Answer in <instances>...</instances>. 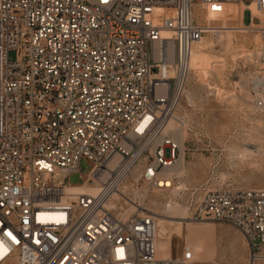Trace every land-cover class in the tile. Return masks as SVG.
<instances>
[{
  "label": "built area",
  "instance_id": "2783aa9c",
  "mask_svg": "<svg viewBox=\"0 0 264 264\" xmlns=\"http://www.w3.org/2000/svg\"><path fill=\"white\" fill-rule=\"evenodd\" d=\"M241 3L0 0V264H185L161 255L142 196L163 191L181 157L166 130L173 120L186 128L180 113L194 109L193 48L229 29L200 24L198 8L213 22ZM246 13L231 29L258 38L246 77L251 112L264 116V23ZM82 160L91 171L81 186L94 195L69 184ZM190 192L191 222L237 228L264 263V189Z\"/></svg>",
  "mask_w": 264,
  "mask_h": 264
},
{
  "label": "rangeland",
  "instance_id": "374dc122",
  "mask_svg": "<svg viewBox=\"0 0 264 264\" xmlns=\"http://www.w3.org/2000/svg\"><path fill=\"white\" fill-rule=\"evenodd\" d=\"M252 1L254 0H243V4L248 5ZM198 9L202 10L200 7ZM203 13L206 14V11ZM207 15V18H200V24L238 28L241 25L242 8L240 4L228 6L225 16L219 21L212 22L215 15ZM244 16L245 23H248L249 14ZM256 18L258 22L260 16ZM234 31L230 30L228 33L233 35L234 49L238 56L251 54L258 38ZM214 42L213 57H222L223 47L217 44V40ZM217 64L212 67L206 58L201 63L199 73L211 87L217 86L231 94V97L227 100L220 96L218 98L209 91L208 86L193 82L190 76L187 89L193 92L194 109L180 113V117H184L187 123L183 146L186 175L177 179L180 182L175 185L178 189L177 196L161 192L160 197H156L153 191L146 201L158 220L162 218L160 215L165 217L163 209L170 200L172 204L175 202L187 208L188 220L184 221L186 227L173 226L162 236L163 246L168 253L172 252L174 256L182 258L185 264H264L254 257L249 242L237 228L212 221L193 223L189 220L193 214L190 208L191 190L200 191L197 195L199 200L207 191L223 187L233 190L264 189V116L251 112L254 99L252 92L247 89L246 74L250 72L248 57L235 62L231 57H225ZM237 83L239 86H236ZM186 101L190 102L188 99ZM183 103L185 105V101ZM247 150L255 152L248 153ZM79 170L80 173L70 176L71 186L83 184L81 176H86L91 171L88 161L82 160Z\"/></svg>",
  "mask_w": 264,
  "mask_h": 264
},
{
  "label": "bare ground",
  "instance_id": "6f19581e",
  "mask_svg": "<svg viewBox=\"0 0 264 264\" xmlns=\"http://www.w3.org/2000/svg\"><path fill=\"white\" fill-rule=\"evenodd\" d=\"M240 6L242 8L243 17H244V14H243L244 10L250 11V12L253 13L254 16H256V17L260 16V19H262L261 21L264 23V14H260V13H258L256 11V3H255V1H252L248 5H245V4L241 3ZM197 14L203 16L204 18H207V16H208L207 14L203 13L202 11H198ZM242 15H241V17H242ZM230 30L234 31L235 29H231L229 27V29L217 40V44L219 43L223 47V51H221V52H223V55H221L222 57H213V53H214L213 52L214 51L213 48H215V42H214V39L212 37H207L206 39L203 40V42H201L200 44L196 45L193 48V51H192V54H191V58H190V63H189L190 64V75H189V78L191 76V79L193 80V82H200L202 85L204 84V85L208 86L209 87V91L215 93V95H217L218 98L221 97V99L224 98L225 100L230 98L231 94H228L227 91L222 90V89H220L219 87H217L215 85H214L215 87H211V85H209L207 83V81L199 73V68L201 67V63L203 62V60L206 59V58L209 59L212 67H216L218 65L217 63L221 62V60H223V58H225V57H231L234 62L237 59H240V58H242V60L247 59V57L249 56V55H247V53L240 54L239 56L236 53L237 50L235 51V49H234L235 40L233 38V35H230V33H228ZM162 37L165 40H170V35L167 32H163L162 33ZM235 38H236V36H235ZM255 41H256V45L258 46L259 45L258 40L256 39ZM173 53H174L173 46L171 45V43H169L168 46H167V49H166V53H165V56L167 57L168 60H171L173 58ZM241 55H243V56L241 57ZM156 56L157 57L161 56L159 49L157 50ZM241 76H243V75H241ZM237 85L239 86L238 83L236 84V86ZM192 91H193V89H192ZM240 91H241V88H240ZM157 92H158L157 93L158 97L163 96L165 94V86L164 87H160V89H158ZM192 94H193V92L191 93L188 89L185 92V98L190 100V102H188L189 104H194L193 103V101H194L193 97L194 96ZM234 94L236 95V93H234ZM234 94H233V99H234ZM184 130H185L184 125H181V123H179L176 120L171 121L169 123L168 127H167L166 132L169 135L173 136V138L180 143L181 148H182V152H181V157H180L177 165L174 168H172L170 170H166V171L163 172L162 176L165 179L166 183H163V187H164L163 191L162 190L154 191V195L156 197H160V193L161 192H169L173 197L177 196L178 189L175 187V185L173 186L172 181H173V179H180V178H182V177H184L186 175V165H185L184 153H183ZM246 152L254 153L255 151L247 150ZM256 152H257V150H256ZM182 186L180 187L181 189H182ZM77 190L80 191V192H86V193H89V194H92V195L97 193V188L94 187V186H91V187H89V186L88 187L87 186H85V187L80 186ZM148 195H149L148 192H144L142 198L143 199H147ZM169 196H168V198H169ZM168 200H170V199H168ZM154 202L155 201H153V203ZM173 203L174 204H172L171 200H170L169 203H167V204L165 203L166 206L163 209L164 210V214H165L164 215L165 219L163 218L162 215H160L162 217L161 220H158V218L156 219V221H158L157 222V231H158V243L157 244H158V247H159V249L161 251V255L170 256V257H173V258H179V257L174 256L172 252L168 253V251L163 246V240L164 239H162V236H163V234L165 233V231L167 229L169 230V228H171L173 226H178V227L182 226L183 227V226H185V222L184 221L188 220L187 219L188 218V210H187V208L179 205L178 203L177 204H175V202H173ZM159 219H160V217H159ZM166 219H168V220L166 221ZM169 220H175V221H169Z\"/></svg>",
  "mask_w": 264,
  "mask_h": 264
},
{
  "label": "snow or ice",
  "instance_id": "6c2138e0",
  "mask_svg": "<svg viewBox=\"0 0 264 264\" xmlns=\"http://www.w3.org/2000/svg\"><path fill=\"white\" fill-rule=\"evenodd\" d=\"M9 235H11V234H9ZM14 239V238H13ZM122 251V250H121Z\"/></svg>",
  "mask_w": 264,
  "mask_h": 264
}]
</instances>
